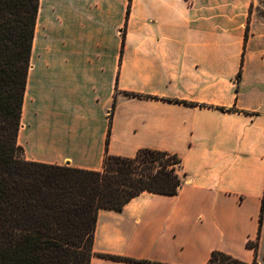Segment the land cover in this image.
I'll use <instances>...</instances> for the list:
<instances>
[{
  "label": "crops",
  "instance_id": "1",
  "mask_svg": "<svg viewBox=\"0 0 264 264\" xmlns=\"http://www.w3.org/2000/svg\"><path fill=\"white\" fill-rule=\"evenodd\" d=\"M44 3L16 137L23 157L90 170L105 152L181 159L175 194L98 210L89 264H138L103 254L205 264L214 250L264 264V0H131L128 15V0H59L50 46Z\"/></svg>",
  "mask_w": 264,
  "mask_h": 264
},
{
  "label": "trees",
  "instance_id": "2",
  "mask_svg": "<svg viewBox=\"0 0 264 264\" xmlns=\"http://www.w3.org/2000/svg\"><path fill=\"white\" fill-rule=\"evenodd\" d=\"M38 5L39 0H0V264H89L98 210H120L143 191L175 194L182 182L181 159L149 148L131 157L105 152L102 168L90 170L23 157L16 137ZM125 29L126 22L122 41ZM115 104L114 97L109 122ZM263 206L264 198L261 210ZM205 264L258 262L214 250Z\"/></svg>",
  "mask_w": 264,
  "mask_h": 264
},
{
  "label": "rangeland",
  "instance_id": "3",
  "mask_svg": "<svg viewBox=\"0 0 264 264\" xmlns=\"http://www.w3.org/2000/svg\"><path fill=\"white\" fill-rule=\"evenodd\" d=\"M44 2L45 3H44V10H43V17H44V20L46 23H45V27L43 29V35L45 36L47 43L49 42L48 45L50 46V44H51L50 41H52L54 39L55 34L58 31H61V27L57 24V21H58L57 18L58 17H56L57 12H58L57 9L60 11V8L58 7L59 0H44ZM47 5H52L53 8L52 9L46 8ZM58 14H59V12H58ZM47 15H48V17H47Z\"/></svg>",
  "mask_w": 264,
  "mask_h": 264
}]
</instances>
